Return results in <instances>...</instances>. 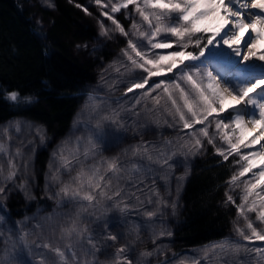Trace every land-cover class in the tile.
Returning a JSON list of instances; mask_svg holds the SVG:
<instances>
[{
	"label": "snow or ice",
	"instance_id": "obj_1",
	"mask_svg": "<svg viewBox=\"0 0 264 264\" xmlns=\"http://www.w3.org/2000/svg\"><path fill=\"white\" fill-rule=\"evenodd\" d=\"M95 2L101 5V0ZM103 8L108 11L102 10L101 15L127 40L126 47L108 66L116 73L108 85L109 91L123 86V93L114 101L119 108H110L98 97H88L98 102L92 117L95 125H85L90 135L82 154L84 160L95 158L98 145L106 136L131 130L127 124L129 115L138 120L145 112L159 114L162 110L171 118L170 121L165 119L163 126L183 133L177 137L183 143L174 145L169 139L158 148L142 140L126 151L125 155L130 151L126 162L113 157L88 169L81 167L69 183H64L58 192L47 198L57 199L58 204L77 203L84 213L100 207L105 212L114 208L127 216L135 200L138 209L154 205V210L144 208L143 216L147 221L162 219L169 207L175 215L181 185L187 175L186 169L185 176L175 177L177 199H171L172 170L180 163L176 157L184 156L186 162L188 156L204 151L207 144L224 161L230 156L239 157V160L234 159L240 166L239 171L227 183L230 191L244 184L241 203L237 205L229 192L225 193L224 203L236 207L238 220L244 219L245 228L235 226L236 239L224 238L205 245L200 250L201 255L185 257L180 264H213V261L215 264H264V227H261L264 225V0H107ZM121 10L127 11L132 20L128 29L111 14ZM84 11L87 12V8ZM133 12L140 17L139 22ZM99 23V35L112 39L113 30L104 21ZM101 79H104L103 73ZM5 100L17 102L20 93L12 91ZM24 102L31 104L32 97H25ZM155 123L161 126L159 120ZM22 130L21 122H15L16 138ZM35 135L40 144H44L43 130L37 127ZM13 138L10 127L0 126V198L17 192L26 199H34L30 192L34 179V173L29 171L31 159L25 158L23 145L11 151ZM80 142L78 137L71 159L64 156L63 146L52 153L53 160L59 156V167L53 171L50 162L46 190H50L52 182H60L62 171H72L73 161L80 162ZM170 148L176 150L169 151ZM242 149L250 151L242 152ZM257 158L260 164L256 163ZM255 168L259 171L254 172ZM249 173H252L251 179L242 181ZM149 179L150 184L145 182ZM158 181H163V195ZM61 197L63 199H58ZM250 213H255V221ZM5 220L6 214L0 206V243L5 245L0 264H32L24 257L25 248L37 257L35 264H95V259L88 257L112 247L120 238L118 234H111L107 220L103 221V232L100 223H96L95 228L82 227L79 212L60 227V243L55 242L54 236L43 237L42 234L29 241L36 233L34 229L26 231V220L8 227ZM5 230L9 232L8 239L3 238ZM172 235L162 224L159 232L153 233L151 250L140 252L133 260L127 255L132 251L131 246L121 245L116 249L113 264H151L150 258L165 250L157 241ZM97 237L110 240L113 245L101 246ZM64 240L69 243H63ZM9 244L13 249L11 253L7 248ZM175 256L173 254V258ZM173 258L166 257L158 264H173Z\"/></svg>",
	"mask_w": 264,
	"mask_h": 264
},
{
	"label": "trees",
	"instance_id": "obj_2",
	"mask_svg": "<svg viewBox=\"0 0 264 264\" xmlns=\"http://www.w3.org/2000/svg\"><path fill=\"white\" fill-rule=\"evenodd\" d=\"M49 5L40 0H0V126L10 127L13 140L17 137V121L22 126L23 122L39 126L45 134L44 144L38 139L28 155L34 173L32 183L37 185V192L33 185L30 188L34 199L17 192L0 198L11 220L29 218L27 231H31L29 227L36 219L53 210L56 204L50 200L58 202L47 198L59 191L58 186L45 188L50 162L55 166L52 153L58 144L69 140L81 94L97 81L101 62L109 57L104 50L109 45L96 44L98 29L83 8L77 7L76 0H50ZM12 91H18L20 99L32 97V103L6 102V95ZM22 134L26 133L22 131L18 137ZM105 141L106 137L104 144ZM110 151L116 153L119 147L115 145ZM210 153L191 166L179 192L176 213L169 212L165 220L166 228L173 233L171 238H164L167 252L156 261L231 233L235 208L224 201L233 165ZM73 209L71 206L63 211ZM136 231L131 229L129 235L139 236Z\"/></svg>",
	"mask_w": 264,
	"mask_h": 264
},
{
	"label": "rangeland",
	"instance_id": "obj_3",
	"mask_svg": "<svg viewBox=\"0 0 264 264\" xmlns=\"http://www.w3.org/2000/svg\"><path fill=\"white\" fill-rule=\"evenodd\" d=\"M42 3H46L47 5L50 4V0H40ZM77 4L81 5V8H87L86 14L93 20L94 25L97 27L98 32L100 33V21H104L105 25L112 29V39H109L107 37H101L99 35L96 44L99 41V46L105 43L106 45H109L107 49V54L109 55L107 60H102L101 66L99 67L98 70V78L97 81L89 86L86 91H84L82 95V102L80 105V108L74 118V125L72 132L70 133V138L67 141L66 144L60 145L56 148V151L63 146L64 149V156L68 158H72L74 155L76 148H77V143L76 140L79 137L81 142L79 144V151L81 153L80 155V162L74 161L72 166V171L71 172H63L60 175V182H52L51 187L56 188V185L60 189L64 183H69L72 180V177L76 175V173L80 170L81 167H84L85 169L91 168L93 165L98 164L102 160L106 159H111L113 157H119L121 162L124 163L130 158V151L128 152V155H125L126 151L130 150L132 146L139 144L142 140L150 142V144L156 145L158 148L163 147V142L165 140H172L174 142V145L178 143H183V141H178L177 137L179 135H183V133H178V129L174 128H169L166 126H163V121L165 119H168L169 121L171 120L170 117H167L161 110L159 114L157 113H143L142 116L137 120L136 117L129 115L127 118V124L131 130L119 134H113L111 136H106L107 141H105V144L102 143L98 148V154L95 156V158L89 157V159L84 160L83 158V151L84 147L86 146V140L90 133L87 131L85 125H95L96 120L93 119L92 117L95 116V111H94V105L98 101H90L88 97L94 96L98 97L101 100H104L107 102V104L110 106V108H119L120 105H117L114 103V101L122 96L123 93V86H121L119 89L114 90V91H109L108 85L112 82V79L116 77V73L112 69H108V66L117 59V57L120 55V50L122 48L126 47L127 40L124 36H121L118 32L114 31L115 26L112 25V22L110 20H107V18L103 15H101V11H108L107 8L102 9V5L107 2V0H101V5H97L95 0H76ZM113 2H119V0H113ZM131 8V6H130ZM90 13V14H89ZM114 18H116L126 29L131 27L132 20L128 18V13L125 10H121L120 12L117 13H111ZM133 15H136L135 12H133ZM136 20L137 22L140 21V17L136 15ZM146 27V26H145ZM105 69H108L107 72H104ZM102 73L104 74V79H101ZM159 79H163V77H160ZM131 95V94H130ZM7 96V95H6ZM24 99H20L17 102L14 103H19L23 102ZM11 102V101H10ZM121 104L123 105V101H121ZM151 106V105H149ZM159 120L161 126H157L155 121ZM29 125L32 126L31 129H29ZM40 128L39 126L33 125L31 123H26L23 122V132L26 134L20 135L18 138L13 140L12 146H11V151L15 152L17 147H20L23 145V150L25 151V158L28 159V155L30 152L33 150L32 146L33 144L39 139L38 136L35 135V129ZM187 131V130H185ZM213 131H214V126H213ZM143 132V135L140 133ZM245 135L250 136V133H245ZM218 139V145L220 144L219 138ZM31 141V143H29ZM85 142V143H84ZM84 143V147L82 145ZM206 143V142H205ZM108 146H105L107 145ZM119 147V151L116 153H112L110 151L114 146ZM105 146L104 150L103 147ZM227 147V145H224ZM258 147V145H257ZM176 150L175 148H170L169 151ZM250 149H242V152H248ZM211 152V153H210ZM210 153L211 155H216L215 150L212 148V146L206 144V148L204 151H202L200 154L195 155V156H188L187 161L185 162L184 156L178 155L176 159L180 161V163L177 164V166L172 170V180L170 184V191H171V199H177V193H176V181L175 177H180V176H185L186 169H187V175L186 178L188 177L191 166L194 164V162L205 156L206 154ZM217 156V155H216ZM219 157V156H218ZM222 158V157H220ZM223 159V158H222ZM235 160H239L238 156H230L229 161L233 165V171L232 175L234 173H237L239 171V165H236L234 163ZM55 161V166L53 167V171L55 168L59 167V156L57 157ZM5 166H6V159L4 161ZM146 163V161H144ZM257 164H260V159L257 158L256 160ZM264 166V165H262ZM153 167H155L153 165ZM30 172H32L31 169H29ZM103 171V169H101ZM254 172L259 171V168L253 169ZM36 174V172H35ZM252 173L247 174L245 177H242L241 180H246V179H251ZM185 178V180H186ZM182 182L180 192L183 188L184 182ZM146 183L150 184L151 180H146ZM158 184L161 185V194L163 195V181H158ZM33 187L37 188V185L35 187V184H33ZM52 189V188H51ZM243 189H244V184L241 183L239 187H236L234 190H229V185L226 183L225 185V193L229 192L230 195H232L235 199L236 204L241 203V195L243 194ZM39 190V188H38ZM37 192V190H36ZM42 193V192H41ZM226 198V196H225ZM1 202V201H0ZM50 202H53L54 205L52 208L53 210L51 212H46L40 219H36L34 223L31 224L29 229H31L32 232L33 229L35 230L36 235L30 236L32 240L37 239L41 234L43 237H53L55 238L56 243H60V227L66 225L70 220L74 219L77 215V213H80V217L83 221L81 226H88L89 228H95L96 223L101 224V229L100 231L103 232V221L107 220L109 227L111 229V234H118L120 237L115 244L113 245V242L110 240H104L103 237H97V243L99 245H113L112 247H107L104 248L102 251L97 253L95 257L89 256L88 259L92 260L95 259V264H97L99 261L103 262V264H110L114 261L115 259V252L116 249L119 248L121 245L128 244L131 246L132 251L128 253L133 260H136L139 257V253L146 251V250H151L153 248L152 240H153V233L154 232H159L162 224L164 227H166L165 220L167 221V217L169 212L172 211V209L167 210L165 209V214L163 215L162 219H157L156 221H147L144 216V208H147L148 210H154V205H145L144 208H139L136 205V201L133 200V210L127 215V216H122L121 213L117 209H110L109 211L105 212L103 208H96L95 210H89V212L84 213L80 212V206L77 203L74 202H69V203H64L63 206L62 204H58L55 200H50ZM232 205V204H230ZM0 206L1 203H0ZM73 206L74 209L73 211L69 212H64L63 210L67 211L69 207ZM233 206V205H232ZM235 208V217L233 219L232 223V230L231 233L223 238L217 239L210 241L206 244H203L201 246L189 249V250H184L181 252H174L170 255L168 258H173V254H176L175 258H173V264H180V261L183 260L185 257H191V256H196V255H201L202 253L200 250L205 246V245H210L213 242L222 240L224 238H232L236 239V233L234 231L235 226H239L241 228H245V221L243 218H240L238 220L237 217V210ZM138 209V211H137ZM57 210V212H56ZM3 212L6 214L4 211V206H3ZM56 212V214H54ZM139 212V214H138ZM250 218L255 221L256 216L255 213H250L249 214ZM101 217V219H100ZM99 218V219H97ZM15 222L11 220L7 214H6V220H5V226H11ZM258 223V222H257ZM116 226L119 227V230L116 229ZM137 226H139V236L135 235H129V231L131 229H136ZM261 227H264V225H261ZM28 229H26L27 231ZM133 234V233H132ZM137 234V231H136ZM3 238L8 239L9 238V232L4 231L3 232ZM63 243H69L68 240H64ZM158 244L164 245L165 248H168V245L164 243V238H161L157 241ZM260 243V242H256ZM5 245L3 243H0V255H5L3 249ZM8 252L11 253L13 251L11 244L7 246ZM167 250H164V253L159 255V256H153L151 257V264H158L159 261L164 260L165 258L160 259L159 261H156L158 258L162 257L164 254H166ZM24 257L31 261L32 264H35V261L37 257H35L28 249H24ZM165 257V256H163ZM80 258L83 260L84 255L81 252L80 253ZM99 260V261H98ZM213 264H215V261H213Z\"/></svg>",
	"mask_w": 264,
	"mask_h": 264
},
{
	"label": "bare ground",
	"instance_id": "obj_4",
	"mask_svg": "<svg viewBox=\"0 0 264 264\" xmlns=\"http://www.w3.org/2000/svg\"><path fill=\"white\" fill-rule=\"evenodd\" d=\"M251 135V134H250Z\"/></svg>",
	"mask_w": 264,
	"mask_h": 264
}]
</instances>
